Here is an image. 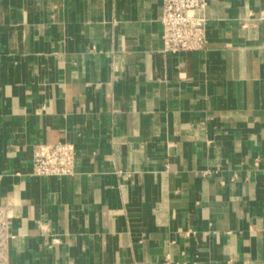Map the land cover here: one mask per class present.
<instances>
[{
	"label": "crops",
	"instance_id": "crops-1",
	"mask_svg": "<svg viewBox=\"0 0 264 264\" xmlns=\"http://www.w3.org/2000/svg\"><path fill=\"white\" fill-rule=\"evenodd\" d=\"M208 2L164 53L163 0H0V264H264V0Z\"/></svg>",
	"mask_w": 264,
	"mask_h": 264
},
{
	"label": "built area",
	"instance_id": "built-area-1",
	"mask_svg": "<svg viewBox=\"0 0 264 264\" xmlns=\"http://www.w3.org/2000/svg\"><path fill=\"white\" fill-rule=\"evenodd\" d=\"M208 0H163L161 23L164 53H194L207 47ZM77 151L73 143L37 144L33 151L34 174L38 177H64L75 174ZM195 231H186L190 237ZM59 243V239H54ZM165 264H173L171 255ZM179 264V263H176Z\"/></svg>",
	"mask_w": 264,
	"mask_h": 264
}]
</instances>
